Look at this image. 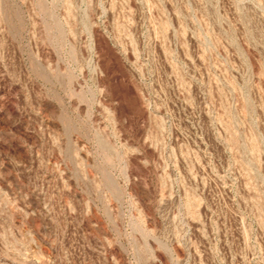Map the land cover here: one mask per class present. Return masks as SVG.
Masks as SVG:
<instances>
[{
    "label": "rangeland",
    "instance_id": "1",
    "mask_svg": "<svg viewBox=\"0 0 264 264\" xmlns=\"http://www.w3.org/2000/svg\"><path fill=\"white\" fill-rule=\"evenodd\" d=\"M0 264H264V0H0Z\"/></svg>",
    "mask_w": 264,
    "mask_h": 264
}]
</instances>
